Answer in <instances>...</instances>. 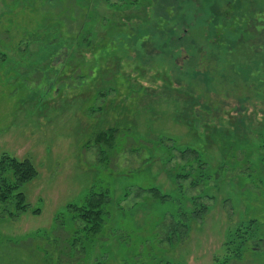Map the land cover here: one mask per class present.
<instances>
[{
	"label": "rangeland",
	"instance_id": "1",
	"mask_svg": "<svg viewBox=\"0 0 264 264\" xmlns=\"http://www.w3.org/2000/svg\"><path fill=\"white\" fill-rule=\"evenodd\" d=\"M3 155L0 264H264V0H0Z\"/></svg>",
	"mask_w": 264,
	"mask_h": 264
},
{
	"label": "trees",
	"instance_id": "2",
	"mask_svg": "<svg viewBox=\"0 0 264 264\" xmlns=\"http://www.w3.org/2000/svg\"><path fill=\"white\" fill-rule=\"evenodd\" d=\"M112 136L113 134L107 137L106 133H99L96 136V141H109L113 139ZM8 173H12V178L9 177ZM36 176L37 170L30 160H18L14 157L3 155L0 160V203L15 200L19 212L27 211L29 204L26 202L25 194L20 191V188L23 184L32 181ZM107 203L108 196L106 193H94L88 198L86 205L74 208L79 211V216L86 223L90 224L89 230L93 233H97L101 229L103 216L105 214L104 206ZM206 209L207 206H204V208L201 211H197V213H204ZM37 212L39 211L37 210L34 213ZM253 223H255V221L251 222V224ZM250 227L252 226L250 225ZM261 241L258 243L260 244ZM244 242H246V238ZM258 243L256 244L257 246L259 245Z\"/></svg>",
	"mask_w": 264,
	"mask_h": 264
}]
</instances>
